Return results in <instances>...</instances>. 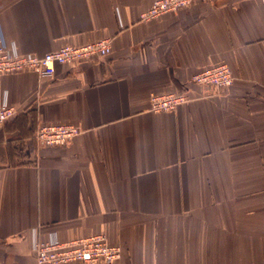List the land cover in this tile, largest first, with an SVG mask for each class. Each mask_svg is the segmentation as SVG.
<instances>
[{"label": "crops", "instance_id": "0c3cea01", "mask_svg": "<svg viewBox=\"0 0 264 264\" xmlns=\"http://www.w3.org/2000/svg\"><path fill=\"white\" fill-rule=\"evenodd\" d=\"M154 0H0L21 54L111 40L99 60L0 75V264H35V239L106 234L113 264H264V0L197 1L141 21ZM225 62L222 92L192 76ZM186 92L173 110L153 93ZM44 124H74L44 145Z\"/></svg>", "mask_w": 264, "mask_h": 264}, {"label": "built area", "instance_id": "2783aa9c", "mask_svg": "<svg viewBox=\"0 0 264 264\" xmlns=\"http://www.w3.org/2000/svg\"><path fill=\"white\" fill-rule=\"evenodd\" d=\"M200 0H154L139 16L141 21H151L170 12H177ZM212 1V0H201ZM111 40L100 39L83 44H65L42 55L21 54L0 37V75L33 70L42 77H50L56 64H78L108 57ZM235 77L225 62L206 66L192 76L194 84L205 87L209 92L219 93L234 83ZM186 92L153 93L151 108L155 111L173 110L187 102ZM16 108L6 98L0 103V126L13 118ZM81 128L74 124H44L35 132V139L44 145L68 143L80 134ZM55 233L45 239H35L33 251L35 264H113L121 256V247L111 244L107 235L95 233L88 236L62 241Z\"/></svg>", "mask_w": 264, "mask_h": 264}]
</instances>
